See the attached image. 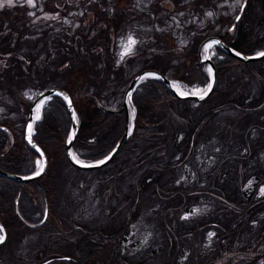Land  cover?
I'll use <instances>...</instances> for the list:
<instances>
[{
    "label": "trees",
    "instance_id": "1",
    "mask_svg": "<svg viewBox=\"0 0 264 264\" xmlns=\"http://www.w3.org/2000/svg\"><path fill=\"white\" fill-rule=\"evenodd\" d=\"M35 5L31 8L14 4L0 8V124L9 129H0V169L17 174L34 172L39 157L24 138L31 102L29 90L33 98L53 86L68 91L78 123L72 151L79 159L92 162L105 156L122 135L126 125L123 94L139 70L156 68L188 87H204L209 74L206 64L198 63L197 49L205 37L217 35L243 54L264 49V32L254 28L255 24L260 26L264 22V0H247L239 21L235 19L239 7L231 17L230 4L225 0H141L139 3L138 0H41ZM31 9H35L34 14L50 11L59 16L35 19L34 15H29ZM224 11L226 14L222 13ZM259 11L262 12L261 20L257 18ZM207 12L213 15L209 17ZM232 25L235 28L230 31ZM128 35H133L138 43L134 54L119 62V40ZM213 48L211 59L218 79L227 70L228 60L238 59L220 45ZM262 60L264 58L251 62ZM261 78L264 81L262 75ZM132 94L129 109L135 108L134 130L125 144L135 136V129L149 119L147 114L153 106L165 99L182 100L161 79L155 78L140 81ZM228 98L226 106L242 102L254 107L264 102V90L257 97L241 99L232 94ZM100 105L116 111L108 112ZM217 108L204 111L203 124ZM160 111L162 113L155 114L161 115L167 110ZM70 125L64 99L53 95L41 110V119L33 124V139L44 151L55 152L56 144H61L64 150ZM193 132L197 133L196 125ZM195 134L189 138L188 147ZM150 136H155L158 144L172 141L179 148L183 147L184 154L186 152L173 130ZM158 144L155 150L159 148ZM179 157L162 166L167 168L181 162ZM153 166L149 164L143 168L137 182L147 184ZM45 174L28 182L0 175V221L6 229L34 227L46 222L45 218L39 223L51 189L50 179L43 178ZM227 196L231 200L237 199L229 193ZM15 200L17 219L5 221L1 217L2 211L6 207L14 210ZM127 230L128 223L123 222L108 235L97 230L84 233L74 245V263L88 264L103 240L125 239ZM240 256L236 260L239 264L264 263V246L251 251L248 256Z\"/></svg>",
    "mask_w": 264,
    "mask_h": 264
},
{
    "label": "rangeland",
    "instance_id": "2",
    "mask_svg": "<svg viewBox=\"0 0 264 264\" xmlns=\"http://www.w3.org/2000/svg\"><path fill=\"white\" fill-rule=\"evenodd\" d=\"M227 3L233 17L239 6L233 0ZM14 4L27 5L25 0ZM46 15L48 19L59 16L41 11L34 18ZM255 25L256 31L264 32V22ZM125 39L119 40L120 52ZM227 65L210 97L165 99L153 106L135 136L101 167L73 166L61 144L54 146L55 152L46 149L43 178L51 183L46 222L7 228L5 243L0 244V264H75L74 245L80 236L94 230L107 235L123 222L128 223L125 239L103 240L88 264H239L240 255L264 246V196L259 192L264 186V102L254 107L242 102L224 105L232 94L241 99L260 95L264 60H228ZM172 84L180 91L204 88H189L176 80ZM212 107L218 108L203 124L202 114ZM164 108L165 113L155 114ZM132 116L129 109L130 121ZM165 130L174 131L185 154L174 142L158 144L150 136ZM178 157L181 162L162 166ZM149 164L154 165L151 180L137 182ZM193 209L201 211L190 215ZM209 232L215 233L211 239Z\"/></svg>",
    "mask_w": 264,
    "mask_h": 264
},
{
    "label": "snow or ice",
    "instance_id": "3",
    "mask_svg": "<svg viewBox=\"0 0 264 264\" xmlns=\"http://www.w3.org/2000/svg\"><path fill=\"white\" fill-rule=\"evenodd\" d=\"M15 2H16V0H0V8H3L5 6L12 7ZM139 2H141V0H138V3ZM225 2H227V0H225ZM25 3L29 7H35L36 6L34 0H25ZM233 3H234V5H238L239 6V12L243 13L244 10H245V5L247 3V0H233ZM29 15L32 16V15H34V13L29 12ZM181 15H183V13H181ZM206 15L210 17V16L213 15V13L212 12H207ZM48 18L49 17L46 15L45 16V19H48ZM50 18L51 19H56L57 17L56 16H52ZM235 19L237 21H239L241 19V16L240 15H236L235 16ZM234 28H235V25H233L232 29H229V30L231 31ZM121 43H122V51L119 53V57H120V61L119 62L124 61V59L127 56H130V55H133L134 54L135 46L137 45L138 41H137L136 38H134V36L128 35L126 37V39L123 40ZM220 44H221V41H219V40H212L209 43L205 44L203 46V50H204V53H205L204 59L205 60L210 59L211 57H209L207 55L208 51L210 49H212L214 45H220ZM234 54L237 57H242L243 59H249V57H247V56H242V53L239 52V51H236ZM256 55L258 57H264V51L258 52ZM207 71H208L209 77L211 78L213 76L212 68L209 67L207 69ZM149 78L160 79L161 77L157 76L155 73H145L144 76L139 77L140 80H145V79H149ZM173 87H176V85L174 84ZM212 90H213V83L212 82H209L203 89L197 88V89H195L192 92L180 91L179 88H177V94L179 96H181V97H186V96H189V95L198 96V98L200 100H203V99H205V97H207L209 95L210 92H212ZM25 95H28V94L25 93ZM39 95L41 97H43V93H40ZM55 95L56 96H63V99L68 102L69 107L71 108V103L72 102H71V100H69V97L68 96L63 95V93H60V92L55 93ZM127 97H128V103L131 104L132 103V100H133V94H132L131 91L128 92ZM28 99L31 100V99H33V97L32 96H28ZM51 99H52L51 96L43 97V99L39 100L36 103L35 108L33 109V111L35 112V115L33 117V121L30 122L27 125V136H26V139L28 140L29 144H32V146L34 148L36 147V145L33 144V139H32L33 138V124L35 123V121H39L41 119V110L45 107L46 102L47 101H50ZM132 114H133V117H134V115H135V108L132 109ZM72 120H73V123H75L77 121V116H76L75 111L72 112ZM128 134L129 135H132V128L131 127L128 130ZM75 135H76L75 131L69 133L68 139H67V143L71 144L72 141L75 138ZM36 150L38 152L40 151L39 148H36ZM217 150H219V149H217ZM115 151H116V149H113L112 152H110L103 159L97 160L95 162V164L85 163L84 161L78 159L77 158V155L75 153H73V152H69V156L72 158L73 162L76 163V164H78L79 166L84 167V168H92V167H99L101 165L106 164L109 160L112 159L113 154L115 153ZM245 151H247V149H245ZM41 156H43V153L42 152H41ZM37 164L39 165V168L34 173L35 176L41 175V173L44 171V165H43V163L38 160L37 161ZM26 178H30V177H26ZM177 183H179V181H177ZM251 184H252V181L249 180L248 181V185L250 186ZM259 192H260V195L261 196H264V186H261L260 187ZM200 211H201L200 209H193V211H192V213L190 215H196ZM46 215H47V213H45V216ZM181 218L186 220L189 217L188 216H184V217H181ZM4 231L5 230H4L3 226H0V244L5 243L6 237L4 235ZM214 235H215V233L209 232L208 233V238L211 239ZM145 242H146V240H145Z\"/></svg>",
    "mask_w": 264,
    "mask_h": 264
},
{
    "label": "water",
    "instance_id": "4",
    "mask_svg": "<svg viewBox=\"0 0 264 264\" xmlns=\"http://www.w3.org/2000/svg\"><path fill=\"white\" fill-rule=\"evenodd\" d=\"M212 40H219V41H221V44H220L221 47H222V48H223L228 54H230V55H232V56H234V57H236V58H238V59H240V60H242V61H253V60H259V59L263 58V57H258V56L256 55L258 52L255 53V54H242V56H247V57H249V59H243L242 57H237V56H235V54H234L237 50H235L234 48H232L231 46H229L228 44H226V43H225L224 41H222L217 35H210V36L205 37V38L200 42V44H199V46H198V58H199V63L206 62V63L209 65V67L212 68L213 76L210 78V81H209V82H212V83H213V89H214V87H215L216 80H217V71H216V67H215V64H214V62L212 61L211 58L208 59V60H205V59H204L205 53H204V50H203V46H204L205 44L209 43V42L212 41ZM202 51H203V52H202ZM262 51H264V49H263ZM259 52H261V51H259ZM207 55L210 57L209 52L207 53ZM145 73H155L157 76L161 77V79L163 80V82H164V83L170 88V90H171V91H172L177 97H179V98H185V99H190V98H193V99H199L198 96H193V95H189V96H186V97H181V96H179V95L177 94V91H176V90L173 88V86H172V79L168 78L165 74H163L161 71H159V70H157V69H154V68H145V69H142V70L138 71V72L132 77V79L130 80V82H129V84H128L126 90H125L124 100H123V108L125 109L126 114L128 113V108H127L128 97H127V94H128V92H130V91L132 92V90H133V88L135 87L136 83L140 80L139 77L144 76ZM57 92L63 93V95L68 96V97H69V100H71V102H72V99H71L69 93H68L66 90H64V89H62V88H59V87H51V88H48V89H46V90H43V91L40 92V93H43V97H47V96H52V95H54V94L57 93ZM40 93H39V94H40ZM210 93H211V92H210ZM210 93H209V94H210ZM39 94H38V95L32 100V102H31V104H30V106H29V109H28V115H27V119H26L25 126H24V137H25V139H26V136H27V125H28L30 122L33 121V117H34V113H33L34 111H33V109L35 108L36 103H37L39 100L43 99V97H41ZM65 102H66V105H67L68 113H69L70 118H71V129H70V133L73 132V131H75V133H76V131H77V127H78V124H77V121H76L75 123H73V120H72V112L74 111L73 103H71V108H70L68 102H67V101H65ZM107 110H108V111H113L112 109H107ZM132 126H133V124H132V123L129 124V119H127V123H126L125 129H124V131H123L121 137L118 139L117 143H116L115 146L113 147V149H116L115 153L113 154V157L119 152V150L121 149V147L123 146V144H124L125 141L127 140L128 136H129V134H128V130H129L130 127L132 128ZM0 128H3V129H5V130H8L5 126H1V125H0ZM32 139H33V138H32ZM26 141L28 142L27 139H26ZM72 142H73V141H72ZM28 143H29V142H28ZM33 144L36 145L35 148L32 146V144H29V145H31L35 150H36V148H39V149H40V151H39L40 156H41V152L43 153V156H41V160H42V163H43V165H44V171H45L46 166H47V157H46V154H45V152L43 151V149L40 147V145H38L34 139H33ZM113 149H112V150H113ZM112 150H111L110 152H112ZM36 151H37V150H36ZM65 151H66V156H67L69 162H70L72 165H74V166H76V167H78V168H81V169H93V168H98V167L84 168V167H81V166H79L78 164L74 163L73 160H72V158L69 156V152H72V143L69 144V143H67V141H66V143H65ZM37 152H38V151H37ZM110 152H109V153H110ZM109 153H108V154H109ZM108 154H107V155H108ZM107 155H105V156H107ZM105 156H104V157H105ZM104 157H102L101 159H103ZM113 157H112V158H113ZM101 159H99V160H101ZM111 160H112V159H111ZM111 160H109V161H111ZM96 161H97V160H96ZM96 161H94V162H85V163L95 164ZM109 161H108V162H109ZM108 162H107V163H108ZM107 163H106V164H107ZM104 165H105V164H104ZM101 166H103V165H101ZM101 166H99V167H101ZM44 171H43V172H44ZM35 172H36V171H35ZM35 172H34V173H35ZM43 172L41 173V175L43 174ZM34 173L29 174V175H21V174H16V173H12V172L3 171V170L0 169V174H1V175L6 176V177L11 178V179L19 180V181H21V182H28V181L33 180V179H36V178H38V177L40 176V175H39V176H35ZM26 177H30V178H26ZM16 202H17V201H15V204H16ZM44 217H45V215H44ZM0 226H2L1 223H0ZM3 228H4V227H3ZM4 230H5V229H4ZM4 235H5V231H4Z\"/></svg>",
    "mask_w": 264,
    "mask_h": 264
},
{
    "label": "flooded vegetation",
    "instance_id": "5",
    "mask_svg": "<svg viewBox=\"0 0 264 264\" xmlns=\"http://www.w3.org/2000/svg\"><path fill=\"white\" fill-rule=\"evenodd\" d=\"M18 216V212L17 209L15 208L14 210L10 207H6L3 209L2 211V219H4L5 221H15L17 219Z\"/></svg>",
    "mask_w": 264,
    "mask_h": 264
}]
</instances>
